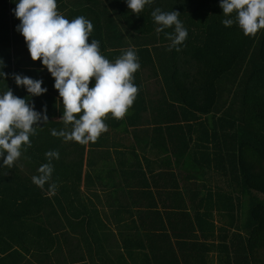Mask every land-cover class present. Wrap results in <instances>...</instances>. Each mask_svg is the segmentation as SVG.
Listing matches in <instances>:
<instances>
[{
  "label": "trees",
  "instance_id": "16d2710c",
  "mask_svg": "<svg viewBox=\"0 0 264 264\" xmlns=\"http://www.w3.org/2000/svg\"><path fill=\"white\" fill-rule=\"evenodd\" d=\"M64 1L57 0L60 12ZM15 6L0 0V58L8 74L0 78V92L10 87L38 111L46 105L49 120L38 122L31 145L11 167H0V264H26L27 254L46 248L33 237L52 235L44 212L59 192L79 189L87 145L51 134L71 125L63 123L54 77L31 59L17 30ZM65 6L67 16L92 21L88 42L98 40L110 62L129 47L138 55V93L124 116L152 115L165 155L179 168L181 195L199 196L193 211L184 212L197 230L192 264H264V28L245 35L236 23L225 26L219 0H153L140 14L126 0H68ZM155 8L180 12L188 35L178 51L165 35L174 27L156 32ZM14 73L42 78L47 92L29 96ZM155 112L161 115L156 121ZM49 150L59 159H52L51 180L41 188L31 177L48 162Z\"/></svg>",
  "mask_w": 264,
  "mask_h": 264
},
{
  "label": "crops",
  "instance_id": "0c3cea01",
  "mask_svg": "<svg viewBox=\"0 0 264 264\" xmlns=\"http://www.w3.org/2000/svg\"><path fill=\"white\" fill-rule=\"evenodd\" d=\"M66 2L61 13L72 19ZM160 117L155 112V121ZM109 121L86 145L79 189L59 192L46 208L52 235L33 237L46 248L27 254L26 264H192L197 230L184 212L199 196L181 195L182 177L163 151L157 123L145 110Z\"/></svg>",
  "mask_w": 264,
  "mask_h": 264
},
{
  "label": "clouds",
  "instance_id": "9594fccd",
  "mask_svg": "<svg viewBox=\"0 0 264 264\" xmlns=\"http://www.w3.org/2000/svg\"><path fill=\"white\" fill-rule=\"evenodd\" d=\"M13 12L20 23L17 30L23 35L32 60L39 59L54 77L59 103L63 105L62 120L70 130L51 129L53 136L75 140L81 144L95 141L107 130L104 118L108 113L122 118L134 103L138 86L133 82L134 73L140 68L136 51L129 47L110 62L100 52V42L88 38L93 32V23L83 15L69 19L57 8V0H14ZM153 0H126L128 8L140 14ZM225 19L222 23H236L245 35L255 34L264 28V0H219ZM235 13L234 16L232 14ZM151 15L159 25L156 32L174 27L173 33H165L171 39V47L179 50L188 31L179 19L180 12L152 10ZM0 58V78L4 72ZM17 86H23L29 96L47 92L42 78L14 73ZM91 82V86H90ZM58 106V104H57ZM38 111L26 97L15 95L10 87L0 92V167H11L22 155V150L31 145L30 136L36 134L38 122L49 120L47 106ZM48 162L37 169L31 177L38 187L51 180L52 159H59L57 150L45 152ZM50 184V188H55Z\"/></svg>",
  "mask_w": 264,
  "mask_h": 264
},
{
  "label": "rangeland",
  "instance_id": "374dc122",
  "mask_svg": "<svg viewBox=\"0 0 264 264\" xmlns=\"http://www.w3.org/2000/svg\"><path fill=\"white\" fill-rule=\"evenodd\" d=\"M263 196V195H262Z\"/></svg>",
  "mask_w": 264,
  "mask_h": 264
}]
</instances>
